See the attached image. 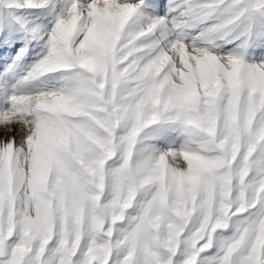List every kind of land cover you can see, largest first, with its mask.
Masks as SVG:
<instances>
[{
	"label": "snow or ice",
	"instance_id": "6c2138e0",
	"mask_svg": "<svg viewBox=\"0 0 264 264\" xmlns=\"http://www.w3.org/2000/svg\"><path fill=\"white\" fill-rule=\"evenodd\" d=\"M0 264H264V0H0Z\"/></svg>",
	"mask_w": 264,
	"mask_h": 264
}]
</instances>
